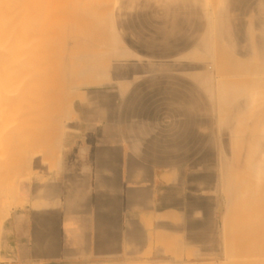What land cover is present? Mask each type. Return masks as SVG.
<instances>
[{
    "label": "crops",
    "instance_id": "crops-1",
    "mask_svg": "<svg viewBox=\"0 0 264 264\" xmlns=\"http://www.w3.org/2000/svg\"><path fill=\"white\" fill-rule=\"evenodd\" d=\"M166 11L157 4L117 32L123 43L124 30H146L148 58L174 66L166 72L137 67L132 80L140 79L131 85L80 92L59 168L41 155L20 181L19 202L0 237L8 264L162 260L168 251H200L203 233H216L217 181L203 185L201 147L217 121L199 78L178 73L199 72L192 51L202 35L201 11Z\"/></svg>",
    "mask_w": 264,
    "mask_h": 264
},
{
    "label": "bare ground",
    "instance_id": "bare-ground-1",
    "mask_svg": "<svg viewBox=\"0 0 264 264\" xmlns=\"http://www.w3.org/2000/svg\"><path fill=\"white\" fill-rule=\"evenodd\" d=\"M211 1L0 0V236L17 205L20 179L32 175L37 158L43 155L51 169L59 168L67 122L74 118L73 96L79 93L71 90L110 84L112 72L122 69L121 62L110 64L112 58L122 56L118 60L125 64L137 58L121 50L118 26L162 3L167 15L175 8L201 11L202 35L192 51L199 72L178 73L199 78L219 124L216 145L229 232L225 229L223 260L203 264H264V0ZM239 15L252 25L246 46L241 27H233ZM107 43L119 49L110 50ZM188 54L183 57L190 62ZM119 82L112 83L120 87Z\"/></svg>",
    "mask_w": 264,
    "mask_h": 264
},
{
    "label": "rangeland",
    "instance_id": "rangeland-1",
    "mask_svg": "<svg viewBox=\"0 0 264 264\" xmlns=\"http://www.w3.org/2000/svg\"><path fill=\"white\" fill-rule=\"evenodd\" d=\"M211 2L214 3V0ZM133 13H135V12H133ZM250 16H255V14L251 13ZM129 18L131 19V17H129ZM129 18H127V20ZM246 19L247 18L243 17L242 15L241 16L239 15V19L238 20L236 19V21H234V25H233L234 29H238L240 26L241 30L243 31L242 37H241V39H242L241 41H243L241 43L242 46H246L248 44L246 34L248 33V29L250 28L249 25H251L250 22H246ZM239 20H241V21H239ZM253 26L254 27L256 26V28L260 27L256 23H254ZM136 29L137 28H134L132 30V29L128 28L126 31L124 30L125 42H123V44L121 42H119L122 45H125L124 46L125 48L119 46L121 48V50L124 49V51L127 52V54H131L130 52H132V54H133L132 56H135V58L137 57L136 59H133V61L130 60V61H132V63L128 59H127L128 64H125L126 63L125 59H124V61H123V59H122V61L118 60V58L120 56L118 58L116 57V59L112 58L110 61V64H113L115 66L117 65L116 67H118L119 64H117V63L121 62L120 64H121L122 69L117 68V71H115L116 69H114L115 72H112L111 76H113V79L111 80L110 84L107 81H105V82H107V84L103 83L102 85L101 84H98V85L95 84V85H91L89 87L88 86L75 87V89L71 90V93H73V91L75 93H78V92L80 93V91L91 89V88L113 89L114 85L117 84L116 82H119L120 80H124V82L120 81L121 83H125V80H127V81L130 80V82H131L132 77H133L131 73L135 72L134 68H137V67L138 68H140V67L141 68H154L155 72H160L161 70H163L164 72L168 71L171 68L169 66L168 61H171V60H169V59L167 60L166 58H162V59H160V58H156V59L148 58V57H150L149 55L151 53H149V54L147 53L148 50H147L146 42L144 41L145 40L144 38L146 35V30H143L141 33H139V31H137ZM256 31H258V29ZM118 33H120V35H121L120 30L118 31ZM256 33L258 34V32H256ZM120 35H119V38H120ZM234 40H235V38H234ZM234 40L232 43H234V45H235ZM119 41H120V39H119ZM226 42H224L223 44L226 45L225 44ZM110 44L112 45L113 43L110 42ZM106 45H107V48L110 46L109 43H107ZM106 45H105V48L103 45H101V47L106 49ZM211 45L212 46L214 45V41H211ZM163 46L167 47V44L165 43ZM110 47H111V49L109 48L110 50H113L116 48V47L114 48L113 46H110ZM225 47H227V45ZM116 49H119L118 46ZM127 50H129L130 52H128ZM112 52H114V51H112ZM173 52L174 51L170 50L167 53H165L164 55L165 56L171 55V54H173ZM236 53H235V55L242 60H245L246 58H248L246 53H241V55L236 54ZM138 56L141 58H138ZM125 58H127V57L125 56ZM113 59L116 61H114ZM129 59H131V58L129 57ZM140 59H141L142 63H141V61H139ZM143 59H146V61ZM148 59L152 62L154 61V63L153 64H152V62L147 63ZM160 60L162 62H160V64H159ZM165 61H167V62H165ZM253 61H250V63L255 62V61L254 62ZM138 62H140V63H138ZM161 63L162 64L164 63V64L162 65ZM166 63H168V64H166ZM170 64L173 65V63H170ZM159 69H161V70H159ZM107 80L109 81V78ZM114 81H115V84H113ZM120 82L118 84H120ZM82 87H83V89H82ZM123 93H127V92H123ZM78 94H76V96L79 98L80 95H78ZM73 95H75V94L73 93ZM73 97L75 98V103H76L78 98H76L75 96H73ZM219 138H220V133H219L218 122H217V124H215V126H213L212 131H207V132L203 133V138H202V147H201V150H202V153H201L202 182H203V185H207L210 183V181H212L211 183L213 185V183H214L213 181L214 180L217 181V187L215 189L216 190L215 195L217 196V198L219 200L218 218L216 221V230H215L216 233L215 234L203 233V235H202V250L199 251V250H192V249H187V250L180 249L176 253H172L171 251H168L167 254L170 255V257L166 258V259H162V260H157V259H147L144 261L127 260V261H119V262H103V263H90V264H203L205 262H216V263L221 262L224 258V237L226 236L225 235V229L227 230L226 233H228L229 230L227 228L228 226H227V223L225 222L226 220L224 217V210H225L224 207H226L225 206L226 196L221 191L222 189L220 187L222 181H221L220 168H219L220 160H219V155H218V145H216L217 142H219V140H220ZM216 154H217V156H216ZM216 158H217V160H216ZM27 176H30V175L26 174L25 176H22L20 181L23 180ZM209 224H210V222L208 220L206 222V227L203 228V231L208 232L209 230H211ZM0 253H1V249H0ZM179 255L181 257H179ZM188 256H191V257L188 258ZM0 264H8V262L1 257V254H0Z\"/></svg>",
    "mask_w": 264,
    "mask_h": 264
}]
</instances>
